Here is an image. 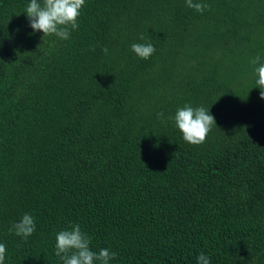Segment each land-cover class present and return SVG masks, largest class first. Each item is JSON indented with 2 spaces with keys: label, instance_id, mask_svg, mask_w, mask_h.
Returning a JSON list of instances; mask_svg holds the SVG:
<instances>
[{
  "label": "trees",
  "instance_id": "1",
  "mask_svg": "<svg viewBox=\"0 0 264 264\" xmlns=\"http://www.w3.org/2000/svg\"><path fill=\"white\" fill-rule=\"evenodd\" d=\"M199 2L85 0L63 40L0 0L4 264H63L71 224L109 264H264V0ZM185 104L215 118L201 144L168 119ZM25 213L26 240L9 231Z\"/></svg>",
  "mask_w": 264,
  "mask_h": 264
},
{
  "label": "clouds",
  "instance_id": "2",
  "mask_svg": "<svg viewBox=\"0 0 264 264\" xmlns=\"http://www.w3.org/2000/svg\"><path fill=\"white\" fill-rule=\"evenodd\" d=\"M186 6L198 13H203L210 5L199 2V0H185ZM85 0H30L26 6V14L30 26L34 31H41L43 36L55 35L60 39L67 40L70 37V30L78 28V18ZM140 40H144L141 36ZM94 50V49H93ZM131 50L141 59H149L156 51L154 45L148 43H133ZM107 54V47L102 48ZM261 57L256 56L251 60L252 64H259L255 68L256 85L261 89L260 97L264 98V63H260ZM163 112L157 113V117L163 119ZM176 126L183 134V139L191 144L203 143L213 125H216L215 118L210 114L209 109L203 106L192 107L185 104L179 108L174 117ZM217 126V125H216ZM36 230L35 218L29 214H23L18 222H13L10 232L26 240ZM91 237L82 231L79 224H71L68 229L61 230L56 235L55 255L60 257L63 264H109L118 254L107 248L98 252L90 248ZM6 246L0 243V264H4ZM197 264H210L209 257L200 253L197 257Z\"/></svg>",
  "mask_w": 264,
  "mask_h": 264
}]
</instances>
